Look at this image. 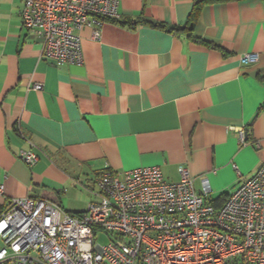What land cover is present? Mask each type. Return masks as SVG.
<instances>
[{
	"label": "crops",
	"instance_id": "0c3cea01",
	"mask_svg": "<svg viewBox=\"0 0 264 264\" xmlns=\"http://www.w3.org/2000/svg\"><path fill=\"white\" fill-rule=\"evenodd\" d=\"M196 1L120 0L98 40L77 33L82 64L55 66L22 27V0H0V207L32 197L81 214L100 172L152 166L169 182L187 168L197 192L207 179L220 207L264 167V0L193 14ZM247 53L258 61L241 64Z\"/></svg>",
	"mask_w": 264,
	"mask_h": 264
},
{
	"label": "built area",
	"instance_id": "2783aa9c",
	"mask_svg": "<svg viewBox=\"0 0 264 264\" xmlns=\"http://www.w3.org/2000/svg\"><path fill=\"white\" fill-rule=\"evenodd\" d=\"M119 1L22 0L21 24L42 40L46 60L79 66L77 33L88 28L98 40L104 22L119 19ZM257 61L255 53L240 57L244 65ZM248 136L240 129L238 143L248 144ZM20 158L37 161L31 151ZM178 173L179 180L169 182L155 166L102 171L91 191L97 201L81 214L41 198L10 199L0 207V264H264V167L220 207L208 201L207 179L197 192L188 169ZM99 234L108 243H97Z\"/></svg>",
	"mask_w": 264,
	"mask_h": 264
},
{
	"label": "trees",
	"instance_id": "16d2710c",
	"mask_svg": "<svg viewBox=\"0 0 264 264\" xmlns=\"http://www.w3.org/2000/svg\"><path fill=\"white\" fill-rule=\"evenodd\" d=\"M224 1H228V0H197L196 2H195V4H194V8H193V14H195V12L196 11H198L199 10V8L202 6V5H204V4H207V3H214V2H224ZM191 28H192V25H189V27H187V28H181V29H179V30H187V31H190L191 30ZM173 31H175V30H177V29H172ZM226 200V199H225ZM224 200V201H225ZM208 201L210 202V203H212V201H210V199L208 198ZM216 207V206H215Z\"/></svg>",
	"mask_w": 264,
	"mask_h": 264
},
{
	"label": "rangeland",
	"instance_id": "374dc122",
	"mask_svg": "<svg viewBox=\"0 0 264 264\" xmlns=\"http://www.w3.org/2000/svg\"><path fill=\"white\" fill-rule=\"evenodd\" d=\"M77 189H78L79 192L86 193L83 190V188H81V187L80 188L77 187ZM96 242L101 244V245H104V244L108 243V238L104 234H99L98 239L96 240Z\"/></svg>",
	"mask_w": 264,
	"mask_h": 264
}]
</instances>
